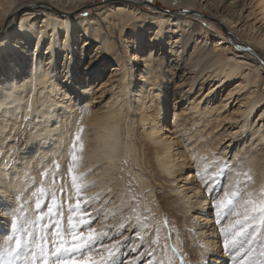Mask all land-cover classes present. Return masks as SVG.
<instances>
[{"label":"bare ground","instance_id":"obj_1","mask_svg":"<svg viewBox=\"0 0 264 264\" xmlns=\"http://www.w3.org/2000/svg\"><path fill=\"white\" fill-rule=\"evenodd\" d=\"M89 1L0 0V238L14 246V239H7L16 238V227L13 230L10 224L14 210L21 231L19 239L27 249L31 247L25 233L28 224L35 222L37 185L29 187V183L35 178L46 182L44 178L56 169L55 161L64 169L78 163L74 171L87 174L80 181L88 185L82 196L98 195V200L93 199V209L101 202L108 206L110 216L124 206L121 195L126 186L122 178L128 168L137 173L135 168L141 166L138 132L134 130L136 111L142 129L143 161L156 181L168 183L161 184L167 191L164 211L170 216L180 213L182 218L196 208L206 214L199 213L201 217L195 216L192 223L193 235L205 244L203 260L197 264H221L220 259H209L207 255L219 254L221 246L215 237L218 215L208 210L211 200L207 192L220 187L222 176L206 187L205 166L215 162L214 171L222 169L224 163L229 164L226 149L242 140L234 158L241 153L244 156L237 169L226 172L222 190L235 191V182L243 178L242 194L247 197L252 192V199L257 201L264 195V53L255 49L257 45L264 47V24L253 18V0H164L175 10L152 15L139 7L144 0H122L100 11L110 31L105 33L100 19H81L78 12ZM188 8L207 11L209 22L227 24L241 41L252 43L248 48L255 51L238 54L232 44L220 38L208 45L215 34L199 21L197 12ZM18 14V21L10 28ZM148 25L158 27L151 36L153 48L177 44L176 60L143 47ZM78 27L82 29L80 34L88 36L86 39H81ZM115 29L125 35V45L132 52L129 62L113 38ZM129 32H134L132 39L126 38ZM189 45L194 47L190 53ZM106 60V65L114 62L107 83L95 87L91 81L80 82L88 74L99 76ZM176 70L187 71L181 75V83L188 81L186 94L191 93L190 98L207 86L201 95L186 98L185 115L173 111L171 118L166 98L169 100L172 92L181 99L185 95L170 86ZM226 86L229 89L219 99L217 94ZM97 92L103 98L98 108L94 106ZM232 104L238 106L234 111L230 109ZM169 120L174 124L171 129ZM81 126L85 129L81 135L86 148L78 153L82 162H73L75 134ZM201 128L211 131L213 137L200 140ZM192 129L198 131L196 140L200 142L190 153L185 146L180 147L175 133L185 134ZM227 138L229 143L225 145ZM238 172L248 173L252 180L244 175L237 177ZM65 173L70 174L69 170ZM195 179L198 182L189 184ZM140 183L145 186L142 178ZM243 205L238 199L234 212L241 215L236 219H243ZM210 221L215 225L213 229L208 228Z\"/></svg>","mask_w":264,"mask_h":264},{"label":"rangeland","instance_id":"obj_2","mask_svg":"<svg viewBox=\"0 0 264 264\" xmlns=\"http://www.w3.org/2000/svg\"><path fill=\"white\" fill-rule=\"evenodd\" d=\"M122 2H123L122 0H112V2H110L109 0H90L86 4V6L78 13L81 19L89 20L92 17L94 18L96 17L98 20L100 19L99 21L101 22L103 28L102 33H105V31L110 32L109 30H106L107 27L106 22L99 13L101 10L108 7L112 3L116 4ZM252 6H253V18L255 19L256 22H259L260 24L262 23L264 24V4L260 0H253ZM139 7H141L145 12L150 13L151 15L156 13L157 11L169 12L171 10H175L170 5L165 4L164 0H144L143 2L141 1ZM188 11L190 12L192 11V13L197 12L199 16V21L203 22L206 25L207 29H209L211 32L215 34L213 38L208 41V45L214 43L212 42V40L214 39L216 40L220 38L222 39L223 42L228 43V45L232 44L235 50L239 52L238 54L250 53L245 49L251 47V45L253 46V44L248 41H243V40L241 41L238 38L236 32L233 31V29L229 27L227 24H224L223 22L220 21H216L215 23L209 22L210 14L202 9L199 10V9L188 8ZM19 17H20L19 14L17 16L15 15L14 18L16 19L15 20L13 19L10 28H13L15 26V23L18 21ZM157 29L158 27H154L152 25L146 26L145 37L143 38V42H142L144 44L143 47L146 46L147 48L153 49L161 57L167 56L170 59L176 60L178 58L177 55L178 47L175 46L177 45L176 43L169 44V46L159 45L156 48H153V44L151 42L152 41L151 36L154 34V32ZM77 30L79 31L78 34L81 36V39L84 38L86 39L88 37L87 35L83 36V34H80L82 33L81 32L82 29H80L79 27L77 28ZM133 33L126 36V38L132 39L134 37ZM124 37L125 35L121 34V31L119 29H115L113 38L116 40L117 46L122 56H124L126 60H128L129 62L132 52H130L131 50L126 47ZM233 42H235V44ZM236 43L241 45L242 47L238 49L236 47ZM4 47L6 46H3L2 48ZM97 47L98 44H95L94 48L96 49ZM192 48L194 49V47L189 45L187 47V51L189 53L192 52L193 51ZM255 49L256 52L259 54L261 52L264 53L263 46L260 47L259 45H257ZM91 53H93V50H91ZM186 53L187 52H185V54ZM88 61H86L85 63L88 64ZM106 63L107 60L103 61L101 65L103 67V70L99 76L93 77L90 74H88L80 82L84 83V80L91 81L93 83V86L95 87L96 86L99 87L103 83H107L108 79L111 76L112 66L114 62H111L108 65H106ZM262 66L264 67V64H262ZM83 71H87V69L85 70L83 69ZM83 71L82 73L84 74ZM176 71H177L176 73L175 71H173V76H172L173 78L172 81L170 82L171 84L170 83L169 84L172 88L185 92V95L182 94L183 99H181L179 96H175L174 92H172V94H169L170 97L169 100L168 98H166L168 104L169 117L171 118L174 114L173 111L174 112L176 111V113H180L182 115L186 114L184 113V111H186L185 108L188 104L187 101L192 96L191 93L189 95H187L188 93L186 94V92L188 91V86L186 85V83L188 81L185 82V84L181 83V75L186 74L187 71L185 70H180V71L176 70ZM206 86L204 89H202V92L206 91L205 90ZM133 87L134 86L132 85L131 89ZM199 88L197 87V89ZM68 89L70 90V87ZM222 89L223 90H221V92L217 94V97L219 99H221L223 95L222 92L226 93L227 89L229 88L226 86L225 88ZM202 92L200 91V93L197 94L201 95ZM99 95L100 92H97L95 93L94 96L96 98V102L94 106L97 108L100 107L99 105H102V101H103V98H100ZM195 95H193V97H195ZM237 107L238 106L232 104L230 109L234 111V109H236ZM134 114L136 115L135 118L136 123L134 126V130L138 132L136 135V141L138 144V148H140V165H141L140 168L137 167L135 168V170L139 174L135 173L133 170H130L131 167L127 169V175H125L121 181L122 185L126 186L125 193L121 195L123 198L124 206L121 205L119 206L118 203H115L116 208L117 206H119V208H117L116 211L110 213V216H108V213L106 212V210H108V206L101 204V202L100 204L98 203L99 205L95 209H93L92 204L90 207L85 206L88 212L99 216V219L93 222L92 227H95L97 230H105V231L112 229L111 231H108L107 238L103 240V243L111 244L114 241V239L123 241V243L120 245V254H119V259L123 261V264H157V262L160 260H163L165 264H167L169 260L172 261V264H197L200 260L201 261L203 260L202 256H204L205 254V244H203L204 242L201 239H197L193 235L195 225L193 226L192 223L194 222L193 218L195 216L201 217V215H199L201 211L198 208H196L192 212H190L189 215L185 214L186 215L185 218H182V215L180 213L178 214V216H170L168 213L164 211V205H165L164 203L165 201L167 202V196H165L164 193L167 191L166 188L165 189L162 188L161 184L165 183V185L167 186L168 183H166L165 181H156L153 177L152 172L148 169L147 165L143 161V157H144L143 146L140 142V132L142 131V129L140 127L138 112L135 111ZM187 117L189 116H182L181 119ZM167 123H169L168 128L171 129L174 127L173 121L169 120L167 121ZM225 125H226L225 127H229L228 126L229 124H225ZM233 128L234 127H232L231 129ZM200 131H202L203 133L202 138L200 140L213 137V133L211 131H208V129L201 128ZM197 132H198L197 130L195 131L194 129H192V131H189L185 134H182L181 132L175 133V135H177L176 138L180 144V147L185 146L187 151L191 153L193 149L196 148L198 143L200 142L199 139L196 140ZM228 140L229 138L223 141L225 145L229 143L227 142ZM241 141L242 140H240V142L236 141L233 144V146L226 149L227 153L225 160H228L229 164L224 163L222 166L223 174L221 175L222 176L221 185L220 187H216V188L214 187L207 192L211 200V204L209 205L208 210L210 209V212L215 213L216 216H217V211L214 207L213 202L214 200L219 198L223 193L222 187L225 186L226 172L227 171L232 172V170L234 171V169H237L240 166L241 159L244 156L242 155L243 153H241L240 155L238 154V156L234 158V154L238 149L239 145L243 144V141L242 142ZM15 157H13V159H15ZM54 163L56 165V169L52 175L44 178L46 179V182H43L44 181L43 179L37 181V179L34 177L35 180L33 179L32 180L33 182L30 181L29 183V187H33L34 184L37 185L36 187L37 192H35L34 194V203H33L35 205V210H36L35 216L33 217V220L35 222H30L28 224L27 227L28 229L26 228V233H25L28 243L31 244V247L28 248L27 250H34L38 252L39 250L37 248V245H40L42 241H47L48 243H51V240L58 239L57 237H55V233L57 232V230L61 231L64 238L69 241V246H70L72 228L68 218L73 217L75 219H79V212L81 210L76 209L75 207L77 203V192L75 187L73 186L72 176L70 174L65 173L67 170H69V168L64 169L62 167V164L57 161H55ZM225 164H227V167H225ZM189 166H191L192 168L191 169L192 175L193 176L196 175V171L194 170L195 168L193 166L192 161L189 162ZM141 178L144 180L145 186L141 185L140 183ZM180 180L182 181V179ZM243 180H244L243 178L241 179L239 178V182H240L239 187L241 186ZM196 182L198 181L195 179L189 181V184ZM176 183L179 184L178 186H182L181 182H176ZM40 187H43L45 189L43 194L39 192ZM262 192L264 193V191ZM83 199H84L83 196H81V203H83ZM245 199H247V197L244 194L242 198H239V200L242 203H244ZM261 199H264V195L259 198V200ZM37 200H39L40 203L39 209L36 208ZM255 200L257 201V199ZM94 202L95 201L92 200V203ZM49 209H51V212L49 211ZM101 209H103L102 214L100 211ZM230 211L234 212L235 209H232ZM242 211L244 212V208H242ZM200 214L206 215L204 213H200ZM255 215H256V219L251 222L252 228H250L249 231L251 232L254 229L253 247H255L257 251H260L261 249H264V223H261V217L258 214ZM40 217H42V219ZM217 217L215 219H217L216 226L219 227V231L215 233V237L217 236L216 240L219 242L218 245L219 246L221 245L219 248L220 253L213 254L209 252L207 254L208 258L220 259L222 261L221 264H235V260L233 258V252L226 250L223 246L224 234L221 232L220 229L228 227L229 224L233 223V221L236 220V216L229 213ZM165 218H167L168 221H170V224L164 223ZM118 220L120 221L116 222ZM145 221L147 223V228L143 226ZM228 221L231 223H229ZM211 223L213 225V222L211 221L207 223L208 228L213 229L215 225L212 226ZM124 225H129L127 227V230H124ZM17 227L18 226H16V230H17L16 238H20L21 231ZM176 229H179V235L174 238L172 235H170V233L174 232ZM77 230L87 231V226H78ZM138 235L140 237H143V239H138ZM244 239H252V237H242L241 241H243ZM45 247H47V244H45ZM245 247H248V245L245 244ZM73 258L87 259V250H83V256L81 253H75L73 255ZM209 259L207 260L209 261Z\"/></svg>","mask_w":264,"mask_h":264},{"label":"snow or ice","instance_id":"obj_3","mask_svg":"<svg viewBox=\"0 0 264 264\" xmlns=\"http://www.w3.org/2000/svg\"><path fill=\"white\" fill-rule=\"evenodd\" d=\"M236 47L240 49L242 46L237 44ZM249 52L255 51L252 48L245 49ZM83 119V117L81 118ZM85 131L84 127L81 126L77 133L75 134V140L77 143L73 144V162H82L83 157L78 155V153H83L86 145L82 139V133ZM107 146V145H105ZM206 159V158H203ZM214 163L207 164L204 169V181L207 187L213 180H216L220 175L223 174V169L219 171H214ZM78 167V163H74L70 166L69 173L72 176L73 186L77 192V203L76 209H80L79 219L69 217V223L72 228L71 233V244L69 246V241L64 238L61 231L57 230L55 237L58 239L51 240V243L47 241H42L40 245H37L38 252L34 250H26L27 246L24 245L19 238H13L8 236V240L14 239V246L9 245L4 238H0V264H123V261L119 259L120 245L123 241L116 240L111 244L103 243V240L107 238L108 231L97 230L92 227L95 220L99 219V216L94 215L87 211L85 206H91L92 200L97 199V197H84L83 203H81V196L83 195V190L88 187V185L81 183L86 173H77L74 168ZM227 167V164H225ZM237 177L244 175L247 177L248 181L252 180L251 175L248 173H236ZM47 176V173H45ZM235 191H223V195L216 200H214V207L217 211V215L222 214H232L235 216H240L239 212H231L230 210L235 209L237 206V200L242 198L243 194L240 191L239 180L236 182ZM45 189L40 187L39 192L43 194ZM264 191V189H262ZM254 193L248 192L247 199L244 200V213L243 219H236L233 223L229 224L226 228H221V232L224 234L223 246L226 250L233 252V258L235 264H264V249L257 251L253 247L254 242V229L250 232L249 229L252 228V221L256 219L258 214L261 217V223H264V199L256 201L252 199ZM106 203H111L108 201ZM36 208H40L39 200L36 201ZM51 212V209H49ZM101 214L103 209L100 210ZM12 219H10V224L13 230L16 227V217L15 211L10 213ZM42 219V217H40ZM165 224H170L167 218L164 221ZM78 226H87V231L77 230ZM129 225H124V230H127ZM147 228V223L145 221L144 225ZM237 228L239 230L237 231ZM174 238L179 235V229L170 233ZM242 237H252V239H244L241 241ZM51 239V238H50ZM138 239H143L138 235ZM47 244V247H45ZM245 244L248 247H245ZM98 246V247H97ZM83 250H87V259H74L73 255L75 253H81L83 256ZM155 254V253H153ZM157 264H165L163 260L157 262ZM167 264H172L169 260Z\"/></svg>","mask_w":264,"mask_h":264},{"label":"clouds","instance_id":"obj_4","mask_svg":"<svg viewBox=\"0 0 264 264\" xmlns=\"http://www.w3.org/2000/svg\"><path fill=\"white\" fill-rule=\"evenodd\" d=\"M96 154V151H95V148H93V155H95Z\"/></svg>","mask_w":264,"mask_h":264}]
</instances>
